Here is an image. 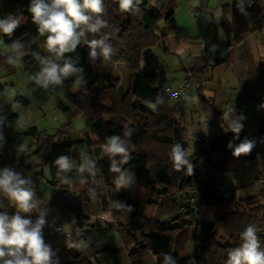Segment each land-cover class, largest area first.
Returning <instances> with one entry per match:
<instances>
[{
	"label": "trees",
	"instance_id": "obj_1",
	"mask_svg": "<svg viewBox=\"0 0 264 264\" xmlns=\"http://www.w3.org/2000/svg\"><path fill=\"white\" fill-rule=\"evenodd\" d=\"M237 2L230 0V3L222 5L220 23L224 31L230 34L231 43L241 44L248 33L262 29L264 0H239L242 11L237 9ZM29 3L30 0H0V19L12 15L20 20V26L11 37L3 34L2 37L9 50H13V41H19L22 47L18 54L24 53L20 56L22 61H37L39 73L42 65L37 57L51 59L52 56L46 51L43 39L46 37L38 33L27 11ZM104 5L103 19L107 27L100 29L97 34L86 33L85 42L74 52L65 54L82 72L65 78L60 86L70 88L81 79L98 78L92 67L87 41L102 39V45L95 49L97 55L103 58L101 49L108 46L112 49L108 61L122 63L131 72L128 105L134 120L129 121L115 112L121 99L117 92L119 80L114 75H104L111 97L110 108L100 102L104 90H92L89 85H83L71 98L69 105H62V109L66 111L74 107L81 113L89 126L98 133L100 147L105 148V144L115 135L131 145L133 150L127 154V161L121 155H108L99 160L90 157L87 172L81 174L73 169L66 175L68 182L61 185L56 182L59 170L54 161L60 155L71 159L75 146L83 143V140L70 141L67 130L63 128L54 133L40 132L37 135L33 143L34 151L24 156L35 179L43 177L44 167H47L48 182L57 188L55 196L43 205L46 213L43 237L52 248V259L58 261V264H100L98 257L109 251V244L107 241L98 244L93 234L114 230L119 245L125 250V258L120 264L134 261L146 264V260L151 257H157L154 264H165L166 256L169 264H226L228 254L240 246V234L250 224L256 227V235L264 250V203L258 200L257 195L237 202L234 200V192L238 187L230 190L222 186L223 175L231 157L248 161L256 159V145L244 130L245 121L237 111L226 112V117L225 113H221L226 118L227 132L209 138L195 137L192 154L188 157L193 165L192 174L187 175L183 169L176 171L169 153L177 143L189 151L181 123L183 108L185 98L192 88H195L199 97L203 96V87L197 81L198 72L202 69H187L182 81L190 86L189 92L183 98L170 97L166 88L159 84L157 74H147L140 66L143 55L158 43L161 8L149 6L147 0H140L127 13L119 10L116 0H104ZM168 21L169 31L175 30L172 15L168 16ZM245 45L248 43L242 44L240 49ZM8 58L6 53L0 54V61ZM59 62L62 64L63 60ZM227 62V57L215 59L213 66L225 65ZM233 70L236 72L240 95L257 114L258 128L264 137V98L254 94L256 89L264 88V68L257 66L251 70L247 79L237 67ZM177 85L169 88L174 89ZM202 98L209 112L212 111L214 101ZM233 121L241 126L239 133H233L229 128ZM245 141L252 143L251 150L247 154L234 156V149ZM198 160H202L207 167L202 180L195 167ZM221 189L231 191L230 196L226 197ZM36 198L40 199L39 194H36ZM97 199L123 205L126 210L125 220L112 224L100 218L103 213L99 216L89 215L84 206L86 202ZM195 204L212 208L214 222H199L190 233L184 220L194 215ZM147 206L152 207L150 216L143 212ZM0 210L9 214L16 211L2 195ZM32 219H35V215ZM60 224L63 225V234L50 233L54 226ZM67 225L70 226L71 237L64 232ZM188 240L194 245L193 254L181 258Z\"/></svg>",
	"mask_w": 264,
	"mask_h": 264
},
{
	"label": "crops",
	"instance_id": "obj_2",
	"mask_svg": "<svg viewBox=\"0 0 264 264\" xmlns=\"http://www.w3.org/2000/svg\"><path fill=\"white\" fill-rule=\"evenodd\" d=\"M147 1L149 6L154 8H159V6L162 5L160 7L162 10V21L159 24V30L157 32L159 36L158 43L143 55V60L140 63L141 69L145 73H155L159 80L162 76L164 79L178 76L179 71L183 76L187 69L198 67L202 70L198 72L197 81L200 82L201 79H205L207 83L216 81L220 89L223 85V81L220 77L214 78V75H212L216 70H218L219 74L226 70L232 71L238 85L236 72H234L233 68L237 67L238 71L241 72L246 79L248 75H251V70L257 66L264 68V45H258V43L254 42L256 40L255 37H257L263 29L259 32L248 33L241 44H236L235 42L231 43L230 34L224 31L220 23L221 8L219 5L213 8L210 5L203 4L201 0L199 1V5L195 4L194 0ZM228 3L230 2L226 1L224 4ZM194 10L196 11L194 12ZM169 15L173 17L176 25L175 30L169 31ZM0 38H3L2 34ZM43 39L45 43L46 39ZM245 42H247L248 45L240 49V46ZM4 51H6V46L0 43V54L4 53ZM11 51V56L7 55L12 57L14 62L9 63L7 59L1 60L0 64L3 63L7 72L10 73L11 79H13L12 86L19 82L20 79L21 81L19 82L16 94H11L10 97L4 100L2 110L3 113L6 112L7 120L5 121L4 134L0 140H14L18 142V150L25 154L26 152L21 150L22 139L26 137L36 139L40 132H48V130H46L47 124H44V128L41 131L40 123L53 118L54 122L50 121L49 123H51V126L49 127L66 129L70 141L83 140V143L75 146V152L72 158L80 160L84 172H87L89 169L88 159L90 157L99 160L104 156L111 155L106 152L105 148L100 147L98 133L89 126L86 118L74 107H69L68 110L64 111L62 105H69L71 98L78 93L80 87L89 85L88 87L92 90H104V99L101 101V104L110 108L112 105L111 97L107 90L108 83L104 75H114L119 80L117 92L121 99L120 107L115 110V112L129 121H133L134 116L128 106L131 93V72L127 67L122 63H112L96 55L92 57V67L94 72L98 74V78L81 79L70 88H64L60 85H49L48 89H43L35 80L31 79V77L38 74L36 73V70L39 69L37 61L24 63L18 53H14L13 50ZM226 57L228 58L227 64L213 66L215 59ZM210 71L211 73L213 72L211 75H209ZM168 82L169 81H166V83ZM166 85L167 84H165V86ZM200 85L202 86L201 82ZM161 86L163 87V84ZM211 89L215 88L212 87ZM0 92H2V87ZM204 93H207L208 99L214 101L216 92L206 91V89H204V92H202L203 96L205 95ZM224 101H226L225 98ZM70 127H73L74 130H71ZM6 132H8V136H6ZM119 140L122 141L121 139ZM132 150H129L127 154L132 152ZM197 169L201 180L204 179L207 167L202 160L197 161ZM64 184L66 183L61 185ZM70 189L73 190L72 188ZM99 201L102 202L104 210L100 213L95 212V214L88 213L89 215L99 216L103 213L105 216L104 222L112 224H117L119 221L125 220L126 210L123 205H113L109 200L104 202L102 200ZM201 208L205 210L206 207H199V209ZM146 210L148 212L146 216H150L152 207L147 206ZM207 214L208 215L204 217L208 219L210 215L209 213ZM200 217L201 214L199 216L192 215L184 220V223L188 225L190 233L196 224L201 222ZM101 241L108 242L109 251L98 257L100 264H120L122 262L121 260L125 258V250L121 248L119 242L116 241L117 243L115 242L112 245L108 237H101L95 240L97 243ZM80 249L82 250L81 247ZM193 249V243L188 240L184 252H191V254H193ZM112 254V260L102 262V257L105 258ZM149 260L148 262L155 263L157 257H151ZM130 264H144V262L134 261Z\"/></svg>",
	"mask_w": 264,
	"mask_h": 264
},
{
	"label": "clouds",
	"instance_id": "obj_3",
	"mask_svg": "<svg viewBox=\"0 0 264 264\" xmlns=\"http://www.w3.org/2000/svg\"><path fill=\"white\" fill-rule=\"evenodd\" d=\"M116 3L121 12L127 13L140 0H116ZM236 7L242 11L239 0ZM27 11L31 14L38 33L46 37V51L52 56L51 59L37 57L42 67L31 79L43 89H48L49 85H60L65 78L81 73L82 69L76 67L65 54L74 52L85 42L86 33L97 34L100 29L107 27V22L103 19L104 0H30ZM19 26L20 20L9 15L0 19V34L11 37ZM102 43V39L88 40L89 55L96 56L95 49ZM21 47L19 41H13L14 53H19ZM111 51L110 47L104 46L100 54L108 60ZM22 55L24 53H20ZM61 60L62 64L59 62ZM8 62H14L12 57L8 58ZM224 115L226 117L227 113ZM240 127L235 121L229 124L233 133H239ZM231 146L230 143L229 147ZM104 147L107 153L121 155L127 161V149L117 136L113 135ZM252 147L250 142L240 143L233 155L247 154ZM192 151L193 149L189 153L179 143L172 146L169 155L176 171L183 169L187 175L192 174L193 165L188 159ZM54 163L60 174H67L76 168L65 155L58 156ZM76 170L84 173L83 167ZM63 182H68L66 175L63 176ZM0 195L16 209L12 214L0 211V264H58V261L52 259V248L45 243L43 237L46 213L41 207L42 201L36 198L31 181L22 177L21 172L13 167L0 168ZM33 215L35 219H32ZM256 232V227L251 224L244 229L240 234L242 243L228 254L226 264H264V250L261 249ZM165 264H169L167 256Z\"/></svg>",
	"mask_w": 264,
	"mask_h": 264
},
{
	"label": "rangeland",
	"instance_id": "obj_4",
	"mask_svg": "<svg viewBox=\"0 0 264 264\" xmlns=\"http://www.w3.org/2000/svg\"><path fill=\"white\" fill-rule=\"evenodd\" d=\"M151 1L154 2L155 0H151ZM199 1L200 0H194V3L199 5L200 4ZM226 1L230 2V0H201L203 4L210 5L213 8L217 7L218 5L221 8L222 5L226 3ZM263 5H264V2H263ZM161 6L162 5H160L159 8ZM262 15H264V10H262ZM262 29H263L262 32L259 33L257 37H255L256 40L254 42L258 43V45H261V44L264 45V25ZM3 41L4 39L0 38V43L4 44ZM4 53L11 56L12 51L6 48V51H4ZM0 69H1L0 87H2V92H0V139H1L4 134L5 121L7 120L6 112L3 113V110H2V107L4 105V100L7 97H10L11 94H16V90L19 86V82L21 81V79L19 80V82H17L15 85L12 86L13 79H11L10 73L7 72V69L3 63L0 64ZM36 73H38V70H36ZM212 73L210 71L209 75H211ZM212 75H214V78L220 77L221 80L223 81L222 83L223 85L221 86L220 89L218 88L216 81L207 83L205 79L200 80L203 86L202 88L203 92H204V89H206V91L208 90V91L216 92L215 97H214L215 99L213 98L214 102H213L212 111L209 112V107L207 103L203 101V98H202L204 97L208 99L207 93H204L205 94L204 96L199 97L195 88H192V90L189 92V94L185 98V104L183 108V118L181 121L182 126L184 128V133H185V136H184L185 143L187 144L189 148L188 149L189 152H191V149H193V140L195 137H208L209 138V137L218 135L220 133L227 132L226 122H225L226 118H224V116H222L221 113H226V112H231V111L239 112L242 119L245 121L244 130L250 135V137L253 139L256 145L257 155H256V159L252 161L243 160V159L236 158V157H231L228 160L227 171L223 175L222 186L225 189H230V190L238 187L236 191L234 192V200L237 202H243L247 198L257 195L258 200L261 203H264V185L257 184V183L255 184L244 183V181L247 180V178L254 171L262 173L263 178H264V137L261 136L259 128H258V122H259L258 116L250 108L248 101L244 100L241 97L240 90L238 89V85L236 83V79L232 71L226 70L225 72H221L219 74L218 70H216ZM184 78H185V75L182 76V73L179 71L178 76H174V77H170L166 79H164L163 76L160 77L159 84L161 85L163 84L164 88H166V86L174 87L179 82H181ZM166 81H169V82L166 83ZM165 84L167 85L165 86ZM212 87L215 89H211ZM254 94L258 98H264V88L256 89ZM224 98L226 99V101H224ZM103 99L104 98L102 95L101 101ZM177 116H178L177 120L180 121L179 115ZM50 121L54 122L53 118L49 120H45V122L43 123H40L41 131L44 128V124H47L46 130H48V133H54L59 129V127H49L51 126V123H49ZM70 128L71 130H74L73 127H70ZM7 133L8 132H6V136L9 135ZM0 141H3V140H0ZM34 141L35 139L27 138V137L22 139L21 150H24L26 152L25 153L26 155L34 151V149H32L34 148L33 146ZM124 145L127 149V152L133 149L131 145H128L125 143ZM25 154L22 153V156H24ZM70 160L76 166V168L74 169L83 167L81 165L80 160H76L74 158H71ZM195 167L197 169V162H196ZM43 172H44L43 177H38L35 180H32L29 178V180L31 181V187L33 188L35 193L39 194L40 196V200L42 201V204H41L42 208L44 204L49 202L55 196V193L57 191V188L52 186L48 182L49 173H48L47 167H44ZM199 172H200V168H199ZM64 175H67V174L58 173L56 182H58L59 184H63ZM33 184L36 185V188L32 186ZM70 188H72L73 190L75 189L73 186H70ZM84 207L87 209V212L89 214L90 213L95 214V212L100 213L101 211L104 210L102 207V202H100L99 200H90L86 202ZM198 209H199L198 205L195 204L194 215L199 216L201 214V217H200L201 222L203 223L214 222L213 209L205 208V210L204 209L202 210L201 208L199 209V211ZM143 212L145 215L148 214L147 210H143ZM207 213H209L210 215L208 219L205 218L208 215ZM103 217L105 218L104 215ZM64 232L66 233V235L69 234L71 237V233H70L71 229L69 225L64 227ZM101 237H108V240H110L112 245L116 241H118L117 233L114 230L109 233L102 231V232L93 234V238L95 240ZM101 244L103 243L101 242ZM83 247L85 246L83 245ZM83 247L81 248L83 249ZM189 256H192L191 252L190 253L183 252L180 255L181 258H187ZM112 258H113V254L105 258L102 257L101 260L102 262H106L108 260H112ZM145 263L154 264L152 262H148L147 260Z\"/></svg>",
	"mask_w": 264,
	"mask_h": 264
},
{
	"label": "built area",
	"instance_id": "obj_5",
	"mask_svg": "<svg viewBox=\"0 0 264 264\" xmlns=\"http://www.w3.org/2000/svg\"><path fill=\"white\" fill-rule=\"evenodd\" d=\"M188 76H191V73H188ZM189 90H190V86L186 81H182L178 83V85L174 89L169 87L165 89L168 95H170V97L172 98H183L187 95ZM18 146H19L18 142L14 140L0 141V168H3L5 166L13 167L15 168L16 171L21 172L22 177L35 180L34 172L31 169H29L28 160L25 158V156H22L21 152L18 151ZM244 183L247 184L257 183L264 185L263 174L254 171L250 175V177H248L247 180L244 181ZM32 186L36 188L35 184H33ZM230 192L221 189V193H224L226 197L230 196L231 194ZM100 218L104 219L103 215H101ZM50 233L58 234V235L63 234V225L60 224L54 226L51 229Z\"/></svg>",
	"mask_w": 264,
	"mask_h": 264
}]
</instances>
